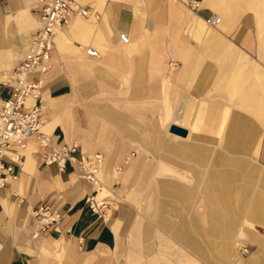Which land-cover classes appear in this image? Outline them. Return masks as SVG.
I'll return each mask as SVG.
<instances>
[{"label": "crops", "instance_id": "crops-1", "mask_svg": "<svg viewBox=\"0 0 264 264\" xmlns=\"http://www.w3.org/2000/svg\"><path fill=\"white\" fill-rule=\"evenodd\" d=\"M76 1L90 15L31 78L52 146L103 155L98 197L121 166L116 197L92 213L95 187L29 137L0 188V264H264V0ZM38 26L32 0H0V100ZM43 203L59 218L38 231Z\"/></svg>", "mask_w": 264, "mask_h": 264}, {"label": "built area", "instance_id": "built-area-1", "mask_svg": "<svg viewBox=\"0 0 264 264\" xmlns=\"http://www.w3.org/2000/svg\"><path fill=\"white\" fill-rule=\"evenodd\" d=\"M37 7L39 26L33 35L23 59L12 70L6 84L10 87L9 97L0 100V188H2L12 166L8 161L21 163V150L25 148L29 137L34 136L42 149L41 159L45 164H55L62 172L68 164L75 166L80 179L95 187L94 193L85 197L90 211L102 217L108 209V197H98L102 182L103 155L99 152L85 153L77 142L52 146L50 137L42 130L43 118L40 105L42 81L31 78L35 72L44 73L50 68V51L53 35L57 28L66 24L74 16L88 17V7L76 0H32ZM196 4L191 8H196ZM220 17L209 16L204 22L209 27L217 24ZM119 39L127 43L129 37L120 32ZM86 53L98 56V51L87 47ZM176 62L170 59L173 69ZM50 147L49 150H43ZM79 151V155L75 153ZM127 160V159H126ZM116 172L121 166L114 168ZM38 231H45L57 222L59 215L49 203H43L32 212Z\"/></svg>", "mask_w": 264, "mask_h": 264}, {"label": "rangeland", "instance_id": "rangeland-1", "mask_svg": "<svg viewBox=\"0 0 264 264\" xmlns=\"http://www.w3.org/2000/svg\"><path fill=\"white\" fill-rule=\"evenodd\" d=\"M262 81H264V76L259 77V82L257 83V85L260 86V84H261ZM256 88H257V87H256ZM260 89H261V88H260ZM260 89H259V90H260ZM256 90H258V89H256ZM259 92H260V94H259L260 97H261V95H264V92H263L262 90H260ZM115 167H116V166H115ZM115 167H114V168H115ZM121 171H122V167H121V170H120L119 172H121ZM119 172L117 173L116 170H114V169H113V171H112V174H115V175H114V179H113V185L110 186L111 189H112V193H113V195H112V196H109V197H108V200H112L113 198L116 197V191H117V186H118V178H117L116 175H118ZM242 253H246V252H242Z\"/></svg>", "mask_w": 264, "mask_h": 264}, {"label": "water", "instance_id": "water-1", "mask_svg": "<svg viewBox=\"0 0 264 264\" xmlns=\"http://www.w3.org/2000/svg\"><path fill=\"white\" fill-rule=\"evenodd\" d=\"M171 130L175 131L177 133H182L183 135L185 134V130L180 129V128L176 127V126H173Z\"/></svg>", "mask_w": 264, "mask_h": 264}, {"label": "bare ground", "instance_id": "bare-ground-1", "mask_svg": "<svg viewBox=\"0 0 264 264\" xmlns=\"http://www.w3.org/2000/svg\"><path fill=\"white\" fill-rule=\"evenodd\" d=\"M203 23V22H202ZM205 23V22H204ZM205 26H207V27H209L208 25H206V23H205ZM59 29L57 28L56 30H55V32H57ZM242 252H247L245 249H243V250H241Z\"/></svg>", "mask_w": 264, "mask_h": 264}]
</instances>
